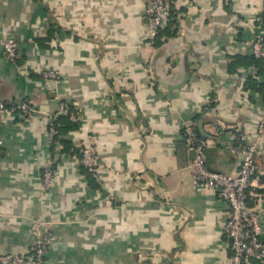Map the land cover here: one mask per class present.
Segmentation results:
<instances>
[{
  "label": "crops",
  "instance_id": "obj_1",
  "mask_svg": "<svg viewBox=\"0 0 264 264\" xmlns=\"http://www.w3.org/2000/svg\"><path fill=\"white\" fill-rule=\"evenodd\" d=\"M172 3L156 38L145 0H0V36L19 43L15 61L0 48V101L33 107L0 114V253L28 250L44 219L46 264H231L230 205L195 184L185 125L210 168H240L231 134L255 138L264 116V59L251 53L264 0ZM88 141L100 179L80 161ZM257 160L249 202L264 211V132Z\"/></svg>",
  "mask_w": 264,
  "mask_h": 264
},
{
  "label": "built area",
  "instance_id": "obj_2",
  "mask_svg": "<svg viewBox=\"0 0 264 264\" xmlns=\"http://www.w3.org/2000/svg\"><path fill=\"white\" fill-rule=\"evenodd\" d=\"M145 2L151 19V36L155 37L169 18L173 3L172 0H145ZM0 48L12 61L17 59L19 43L13 35L0 36ZM251 53L264 59V7L261 12V28L251 42ZM42 73L44 76L56 79L61 77L60 72L54 68H45ZM17 109H23L30 114L33 107L27 102L15 104L10 100L0 101V114L12 115ZM62 110L69 111L65 102L62 103ZM72 118L76 119V116L72 114ZM258 128L255 138H250L243 130L231 134L236 140L232 149L242 154V162L237 171L226 172L208 166L206 143L197 130L196 122L190 121L185 125L188 142L196 151L191 164L195 184L204 189L218 190L230 205V215L224 225V232L230 239L228 247L231 264H264V211L251 206L249 202L251 195L257 194L261 186V169L257 153L259 139L264 132V116ZM50 130L60 136L55 126L52 125ZM56 141L60 144L58 138ZM3 142L0 130V149ZM80 161L97 179H100L98 168L100 156L93 141L83 145ZM43 180L44 188L49 189L54 182L52 168L45 170ZM35 232L36 242L28 250L0 253V263L46 264V254L52 241V225L49 221L41 219L36 223Z\"/></svg>",
  "mask_w": 264,
  "mask_h": 264
},
{
  "label": "trees",
  "instance_id": "obj_3",
  "mask_svg": "<svg viewBox=\"0 0 264 264\" xmlns=\"http://www.w3.org/2000/svg\"><path fill=\"white\" fill-rule=\"evenodd\" d=\"M163 30H164V26L163 27H161L159 30H158V32H157V34H156V38H160L161 37V34L163 33ZM258 58V57H257ZM260 59V58H259ZM68 118H69V116L68 115H66ZM70 121H73L72 119H70ZM58 122V121H57ZM56 122V123H57ZM73 122H76V121H73ZM57 127V126H56ZM58 132H59V134H60V131H59V129H58ZM56 135V138H58L59 136H58V134H55ZM83 148V147H82ZM81 152H82V150H81ZM82 166H83V168L85 169V171L88 173V174H90L91 176H93L94 177V175H93V173L91 172V171H89L88 170V168L85 166V165H83L82 164ZM95 178V177H94Z\"/></svg>",
  "mask_w": 264,
  "mask_h": 264
},
{
  "label": "water",
  "instance_id": "obj_4",
  "mask_svg": "<svg viewBox=\"0 0 264 264\" xmlns=\"http://www.w3.org/2000/svg\"><path fill=\"white\" fill-rule=\"evenodd\" d=\"M194 151V153L196 154V151L195 150H193ZM195 157V156H194Z\"/></svg>",
  "mask_w": 264,
  "mask_h": 264
}]
</instances>
